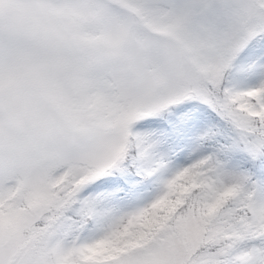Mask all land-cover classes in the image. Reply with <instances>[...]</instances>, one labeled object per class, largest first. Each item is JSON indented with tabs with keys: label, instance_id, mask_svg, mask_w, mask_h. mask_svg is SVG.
<instances>
[{
	"label": "snow or ice",
	"instance_id": "obj_1",
	"mask_svg": "<svg viewBox=\"0 0 264 264\" xmlns=\"http://www.w3.org/2000/svg\"><path fill=\"white\" fill-rule=\"evenodd\" d=\"M0 264H264V0H0Z\"/></svg>",
	"mask_w": 264,
	"mask_h": 264
}]
</instances>
